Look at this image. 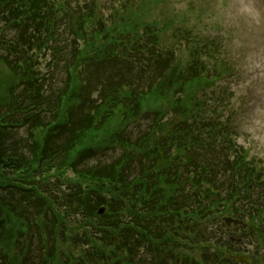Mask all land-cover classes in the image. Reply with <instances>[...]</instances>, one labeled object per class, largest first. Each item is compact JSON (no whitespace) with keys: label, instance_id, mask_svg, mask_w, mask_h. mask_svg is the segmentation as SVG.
I'll use <instances>...</instances> for the list:
<instances>
[{"label":"trees","instance_id":"obj_1","mask_svg":"<svg viewBox=\"0 0 264 264\" xmlns=\"http://www.w3.org/2000/svg\"><path fill=\"white\" fill-rule=\"evenodd\" d=\"M16 2L17 0H0V8L10 9L11 17H17L13 19V22L17 23H9L16 28L15 35L11 37L10 33L6 32L0 36V52L2 47H5L9 55L14 54L12 61L0 57V61L7 66L9 75H2L0 78V89L4 91L0 98V176L5 177V182L16 175L18 176L15 179L21 177L26 182L35 168H43L46 171L70 170L74 173H91L95 170L93 178L97 183H102V187L96 189L95 195H90L91 201L80 205L84 211L92 212L94 216L95 208L104 205L102 191L113 183L114 189L121 187L122 191L130 192L135 205L138 203L143 210L152 209L154 205L158 207V201L161 199L158 196V184L165 186L167 182L163 167L180 157V154L187 162L193 161L196 164L198 150L205 153L210 160L213 157L210 153L218 147H224L227 150L228 162L234 157L239 159L235 163L232 162L235 178L245 170L247 172L240 176L250 178L251 173H257V168L245 161L247 152L244 150L240 153L235 146L236 133L230 129V121L215 120L205 108L212 98L207 99V90L211 87L207 79L211 75L206 72V64L215 61L214 57L206 59L205 62L201 57H190L191 62L183 57L174 62L171 53H157L155 56L151 54L150 60L154 63L157 62V57V60H164L159 76L160 85L151 94V86L149 91L143 90L142 85H147V81L142 83V80L152 63L150 61L144 66L137 65L143 57V44L141 38L137 37L138 29L143 23L141 20L126 23L127 27L131 28L128 32L126 29L120 33L124 34L123 37L116 39L113 34L119 30L113 28L112 36L106 38L96 22V14H100L95 7L90 8L91 15L94 14L93 18L89 15V8H81L79 5L73 7L67 1L62 4L61 0H18V5H15ZM54 5H57V8L54 9ZM66 10L69 11V16H64ZM60 18L64 30L57 27ZM46 19L49 24L43 22L37 25L38 29L35 26L30 29L34 30L32 35L34 32L41 34L38 31L39 26L44 27L45 33L58 42L51 45L52 50L58 49V54L53 55L50 63L53 68L42 76L39 69L34 70V54L28 55L27 51L33 46L32 52L35 49L41 50L52 39L49 40V36L43 38L42 35V41L36 37L24 40L23 37L26 35L24 32L33 27V22ZM145 33L147 32L144 29ZM195 52L196 48L190 53ZM136 59L137 63L134 64ZM59 66L61 71L58 75L54 69ZM201 92L203 98L198 96ZM149 93L153 96L160 94L162 99L156 103L144 104L146 95L148 100L152 99ZM166 109L177 111L180 115L173 117L179 121L163 122ZM114 118L118 119V129L108 132L109 123ZM211 124L213 126L209 128ZM158 129L159 134L162 132L160 137L157 136ZM107 132L110 134L103 143L114 138L121 141L122 138L125 143L122 144L123 147L129 144L130 149L133 147L139 150L133 156L132 151H128L120 160L113 159L109 162L105 150L96 151V147L101 145L99 137ZM134 132L137 133L134 139L127 135ZM31 144L35 146L34 151L30 150ZM170 149L177 154L172 156ZM134 157L144 169L137 167L134 172L130 167V161ZM180 162L181 159L177 161L178 164ZM224 162L225 170L231 163ZM152 166H156L155 171L149 174ZM160 177L162 184L158 182ZM240 179L238 178L237 182ZM241 181L246 185L240 195L248 198L253 185L244 178ZM169 182L171 181L168 180L167 189L173 193L175 191ZM239 187L238 183L236 188ZM4 190L0 187V192ZM48 193L52 194L50 191ZM147 196L149 201H145ZM193 198L194 202L199 199ZM34 204L35 200L24 202L21 199L18 205L10 204V200H0V264H11L9 257L19 262L24 256L23 252L26 254L27 248L24 244L21 254L14 253L10 248L19 226L28 224L43 234L55 232L51 228L54 225L51 226L49 220L45 221L49 208L46 205L51 202H43L35 212L26 216L31 218V224L24 218L25 210ZM163 205L171 211L168 201ZM128 208L126 205L121 209ZM5 209L11 212L7 213ZM158 212L162 215L166 213L161 206ZM135 216L130 219L135 220ZM98 219L102 221L105 217ZM123 219L118 218L105 226L109 233L119 235L117 238L121 242L124 239L121 227ZM166 226V231H169L170 223ZM27 234L28 232L21 234L25 242L28 239ZM154 239L149 240L151 250L157 243ZM28 240L30 241L31 237ZM38 242L45 250L58 246L56 239L51 237L39 238ZM45 255L41 253V256ZM94 256L99 261L109 258L108 255L105 257L101 248L94 252ZM48 259H54L52 253Z\"/></svg>","mask_w":264,"mask_h":264},{"label":"rangeland","instance_id":"obj_2","mask_svg":"<svg viewBox=\"0 0 264 264\" xmlns=\"http://www.w3.org/2000/svg\"><path fill=\"white\" fill-rule=\"evenodd\" d=\"M73 1L75 2L72 3V6L79 5L84 7L85 5L86 8L95 7V10L102 15V22L105 25H103V33H105L103 35L106 38L112 36L113 28L119 31L124 30V28L129 29L131 26L127 27L126 23L142 19L144 26L138 29V37L144 39L147 46L151 47L154 45L161 49L171 48L177 58L185 57L189 62H191L190 57H201L203 62L214 57L215 61H210L206 64V72L211 75L207 79L211 86L207 90V99L213 98L211 101L213 109H215V113L221 114V120H230L232 118L235 120L232 126L236 130L238 143L245 148L248 157L264 171V0ZM123 5L133 7V9L127 13L122 10L121 7ZM100 15L96 14V18ZM123 18L124 20H122ZM144 29L147 32L145 34ZM175 32L177 34L176 37ZM113 35L115 37L119 36L118 33ZM194 48H196V52L191 54L190 52ZM30 52L32 50L28 51V53ZM37 53L41 57L34 58L37 62H34V70L47 69L50 66L48 61L52 57V51L43 47ZM7 71V66L0 62V78L3 76L8 77ZM225 71L227 72L225 73ZM155 79L145 77L142 80L143 82L147 81V85L143 84V88L147 89V91H149L148 88L151 86V94L160 85L159 79ZM3 94L4 91L0 89V98ZM151 94L149 93V96H152V99L148 101L149 98L146 95L145 99H143L144 104H148V102L156 103L162 99L160 94L154 96ZM198 96L203 98V92L199 93ZM228 97L230 98L227 100ZM223 100L227 101L223 103ZM209 116L214 117L215 114L210 113ZM117 124L118 119L114 118L109 123L108 132L116 131L118 129ZM212 126L213 124L209 128ZM230 129L233 130V128ZM108 132L99 137L98 140L101 145L97 146L96 149L107 151L109 162L113 159L119 160L128 151H132L131 154L133 156L139 150V148L135 149L133 147L130 149L129 144L123 147L122 144L125 143L122 138L121 141H116V138H114L103 143L102 141L110 134ZM135 134L137 133L129 134V136L132 137ZM161 135L162 132L159 134L158 129L157 136L160 137ZM151 145L152 143L149 144V146ZM33 148L35 146L31 144L30 150L34 151L35 149ZM169 152L172 156L177 154L172 149ZM128 155L130 156V154ZM180 155L182 156V154ZM136 159V157L131 159L130 167L132 169L137 167L144 169L140 167ZM155 167L152 166L149 169V174H152L151 171H155ZM202 168H204L203 165ZM99 171L102 172L101 170ZM103 172L106 173V171ZM200 172L202 171L200 170ZM30 173L31 178H27L26 182L21 177L15 179L18 175L7 182H5V177L0 176V187L15 185V190H19L28 202L47 196L45 204L50 202L51 204L46 205V207H49L46 214L52 211L48 214L51 223H54L51 228L55 232L52 233L56 238L63 233L69 234V238H73L72 243H74L75 247L80 250L91 251L90 255L92 256L95 251L94 245L81 239L84 235L83 230L96 233L98 232L97 230L88 226L92 225L95 229H99L104 226V222L97 221L91 216H86V210L84 211L80 205H83L85 200H87L89 190L94 191L102 187V183H97L93 178L95 170L91 173H74L73 171L65 172V170L61 169L46 171L43 168H35ZM179 173L180 171L173 166L169 169L167 173L169 175L165 178V180H171L169 183L175 192L177 190L178 192H183L186 186L187 175L184 171L181 175ZM196 179L197 177L194 176L193 180ZM252 180L259 181L257 178ZM260 180L264 181V176L260 177ZM114 186L115 184L113 183L109 188L103 190L107 198L109 194H112L114 202L117 199H121L130 209L138 210L142 207L138 203L135 205L130 192L122 191L121 187L114 189ZM220 187L218 186V188ZM13 191L14 189H12L11 194H13ZM48 191L52 192V194H49ZM233 191L234 189L228 191L227 194H233ZM175 192H173L172 198L181 201L183 197H176ZM262 198H264V195H262ZM0 200H3L2 192H0ZM203 201L202 198L197 204L200 211L203 208ZM40 204L42 203L40 202ZM132 205H135V207ZM197 205L192 206V211L180 209L173 212L179 215L180 219H184V221L190 216L192 222L195 223L192 230L198 226L199 214L196 213ZM229 206L230 203H228V209H230ZM158 207L160 208V204ZM158 207L154 205L152 209L146 210V212L139 211L137 219H135V230H138L137 227L139 226L143 227L146 230L143 235L148 238H154V235L158 233L163 234L167 229L166 225L170 222L169 219H163L158 222L159 216L160 218L166 216L158 212ZM5 210L7 213L11 212L7 211V209ZM124 220L133 224L130 218L125 217ZM27 221L31 224L30 217H27ZM217 227H221L218 219L216 223H212V231L216 230ZM225 232L229 235H233L232 232L235 235H240L238 230L234 231L231 229ZM75 238H77L76 241ZM243 240L241 253L251 260L250 264H253L252 260L257 259V257H264V250H259L254 239L244 236ZM176 241V238L171 239L165 245H168L170 249H174L171 246L175 245ZM94 242L98 243L99 246L103 244L100 238H94ZM186 245H191V243L179 240L178 244H176L178 248H183ZM145 251L144 245L140 243L139 247L134 249V253H136L133 255L135 256L134 262L127 263L117 253V259L109 264H150L154 260L151 257L148 258L149 256L145 255ZM81 255L83 256V254ZM260 261L264 263L263 260L260 259ZM10 262L11 264H16L14 260H10ZM39 263L40 259H37L35 262L31 260L29 264ZM74 263L75 261L71 260L64 264Z\"/></svg>","mask_w":264,"mask_h":264},{"label":"bare ground","instance_id":"obj_3","mask_svg":"<svg viewBox=\"0 0 264 264\" xmlns=\"http://www.w3.org/2000/svg\"><path fill=\"white\" fill-rule=\"evenodd\" d=\"M139 211H145L143 210L142 208L138 209V210H134V209H117L115 211L112 212V215H111V222H114L116 221L118 218H125V217H134L135 215L138 216V212ZM146 212V211H145ZM135 216V217H137ZM157 216V215H156Z\"/></svg>","mask_w":264,"mask_h":264}]
</instances>
